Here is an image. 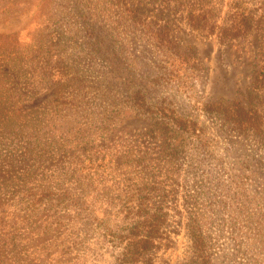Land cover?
Wrapping results in <instances>:
<instances>
[{
  "label": "rangeland",
  "instance_id": "obj_1",
  "mask_svg": "<svg viewBox=\"0 0 264 264\" xmlns=\"http://www.w3.org/2000/svg\"><path fill=\"white\" fill-rule=\"evenodd\" d=\"M263 81L264 0H0V264H264Z\"/></svg>",
  "mask_w": 264,
  "mask_h": 264
},
{
  "label": "trees",
  "instance_id": "obj_2",
  "mask_svg": "<svg viewBox=\"0 0 264 264\" xmlns=\"http://www.w3.org/2000/svg\"><path fill=\"white\" fill-rule=\"evenodd\" d=\"M235 14V12L233 13ZM137 17V15L135 16ZM252 17L250 23H252ZM236 37L228 34V38ZM264 82V81H263ZM230 114H224V120L233 128L241 133H248L251 130L259 131L263 123L262 115L253 107H249L241 101L230 102ZM158 225L154 222L149 224L145 221H139L133 228L129 229L127 234L121 236V240L125 242L123 252L126 263H134L138 261L143 255L152 249L156 238L159 236ZM200 239V238H199ZM195 239L194 245L198 250H202V242Z\"/></svg>",
  "mask_w": 264,
  "mask_h": 264
}]
</instances>
